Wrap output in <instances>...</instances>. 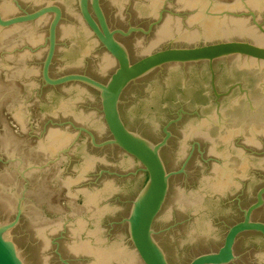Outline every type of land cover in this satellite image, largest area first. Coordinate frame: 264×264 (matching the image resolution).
Segmentation results:
<instances>
[{"label":"water","instance_id":"obj_1","mask_svg":"<svg viewBox=\"0 0 264 264\" xmlns=\"http://www.w3.org/2000/svg\"><path fill=\"white\" fill-rule=\"evenodd\" d=\"M263 184L264 0H0V264H264Z\"/></svg>","mask_w":264,"mask_h":264},{"label":"flooded vegetation","instance_id":"obj_2","mask_svg":"<svg viewBox=\"0 0 264 264\" xmlns=\"http://www.w3.org/2000/svg\"><path fill=\"white\" fill-rule=\"evenodd\" d=\"M206 65V64H205ZM206 74H207V76H208V89H209V91H210V93H209V95L211 96V98H212V102L214 103L215 102V98H214V96H213V93H212V90H211V88H210V84H211V82H210V80H211V73H210V71H209V69H208V67H207V65H206ZM212 69H213V73H214V84H215V87H216V83H215V80H216V73H215V68H214V63H213V67H212ZM241 74H243L242 72H240ZM235 88H237L238 89V91L241 93V95L242 96H244V97H247L248 96V93H247V91L246 90H243L242 88H241V86H240V84L239 83H237V84H235V85H231L228 89H227V91L228 90H230L229 91V93L228 94H226L227 93V91L225 92V93H220L217 89V92L219 93V94H221V95H224V96H221L220 97V99L217 101V103H218V105L216 106V103H214L215 104V106H216V116L218 115V114H220V111H219V108H220V101L222 100V98L223 97H227L228 95H230L231 94V92L233 91V89H235ZM246 99V98H245ZM246 104H247V106H248V108H249V110H250V107H251V104L249 105L248 104V100H246ZM180 109V108H179ZM179 109H177V112L175 113V115L171 118V119H169L168 121H170V120H176L177 121V116L179 115ZM182 116L183 115H181V118H182ZM198 118H201V116H198ZM218 118H219V116H217L216 117V123H218ZM180 121V120H179ZM179 121H177V122H179ZM176 122V123H177ZM176 123H174V124H176ZM222 123H223V125H229V122H228V120L226 119V118H224V121H222ZM174 124H172L171 126H170V128L174 125ZM170 128H169V132H170ZM162 134V133H161ZM171 135V134H170ZM168 143V142H167ZM238 144L240 145L241 144V142H238ZM247 148V147H246ZM249 151V149L247 148V152ZM245 154H247V153H245ZM264 185V184H263ZM262 185V186H263ZM264 198V197H263ZM248 207V206H247ZM246 207V208H247ZM245 208V209H246ZM240 212H241V209H240ZM242 215V214H241ZM227 229V228H226ZM248 234H254V233H248ZM248 234H244V235H242V236H240V237H238L237 239H236V241H235V244H234V247H235V245L237 244V242H238V240L241 238V237H243V236H247ZM262 239V238H261ZM222 240H223V238H222ZM221 243H222V241H221ZM221 245V244H220ZM219 245V246H220ZM234 247H233V256H234ZM219 248V247H218ZM233 262V261H232Z\"/></svg>","mask_w":264,"mask_h":264}]
</instances>
